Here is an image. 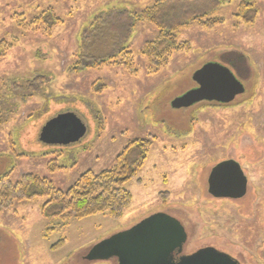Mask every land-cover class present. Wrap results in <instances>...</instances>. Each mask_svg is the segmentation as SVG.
Here are the masks:
<instances>
[{"label":"rangeland","instance_id":"374dc122","mask_svg":"<svg viewBox=\"0 0 264 264\" xmlns=\"http://www.w3.org/2000/svg\"><path fill=\"white\" fill-rule=\"evenodd\" d=\"M154 1L0 0V39L14 43L0 58V177L34 173L66 191L84 171L110 168L130 141L151 142L144 165L124 185L131 203L120 219L102 213L45 218L47 197L16 200L0 211V264H117L113 257H84L98 241L155 212L184 226L183 254L209 246L240 264H264V0H220L204 19L177 31L189 49L172 53L157 72L146 71L140 54L158 33L145 22L124 44L134 53L136 73L118 63L72 69L80 34L94 15L112 7L140 11ZM243 3L255 9L251 23L236 17ZM48 8L62 20L50 31L25 30L14 17L22 14L28 23ZM207 62L231 70L242 94L230 104L172 108L173 98L196 88L192 76ZM70 112L84 120L85 135L71 144L42 141L47 122ZM225 160L240 165L245 196L208 192L211 168Z\"/></svg>","mask_w":264,"mask_h":264},{"label":"trees","instance_id":"16d2710c","mask_svg":"<svg viewBox=\"0 0 264 264\" xmlns=\"http://www.w3.org/2000/svg\"><path fill=\"white\" fill-rule=\"evenodd\" d=\"M219 4L220 0H155L140 11L116 7L101 11L94 15L80 34L79 53L76 54V64L72 69L78 72L118 63L123 65L125 71L136 73L134 53L124 44L135 25L145 22L154 25L158 33L143 43L140 54L148 62L146 71L157 72L169 62L172 53L189 49L188 42L180 40L177 31L193 21L204 19ZM240 8L242 13L236 17L241 16L244 21L251 23L256 14L255 9L246 3L241 4ZM14 17L25 30L39 26L50 31L54 25L62 22L52 8L43 10L28 23L22 14ZM13 44V41L0 39V58L6 55ZM104 52L106 57L102 55ZM24 86L28 87L29 81ZM150 143L147 139L130 141L115 157L110 168L99 172L84 171L66 191L56 189L51 180L34 173H26L15 181H11L8 173H5L0 177V211L16 200L47 197L41 207V215L45 218H85L102 213L120 219L124 209L131 203V194L124 185L144 165ZM52 163L49 162V168L54 166Z\"/></svg>","mask_w":264,"mask_h":264},{"label":"water","instance_id":"95a60500","mask_svg":"<svg viewBox=\"0 0 264 264\" xmlns=\"http://www.w3.org/2000/svg\"><path fill=\"white\" fill-rule=\"evenodd\" d=\"M192 80L196 88L173 98L172 108H185L197 102L229 104L244 91L243 85L228 68L207 62L198 68ZM86 131L85 122L77 113L59 114L49 120L41 131L46 143L71 144ZM247 178L235 160H225L211 168L208 192L218 198L245 196ZM187 239L180 220L170 214L155 212L129 229L98 241L85 255L87 260L117 259V264H240L229 253L205 246L190 254H182Z\"/></svg>","mask_w":264,"mask_h":264},{"label":"flooded vegetation","instance_id":"af4514ba","mask_svg":"<svg viewBox=\"0 0 264 264\" xmlns=\"http://www.w3.org/2000/svg\"><path fill=\"white\" fill-rule=\"evenodd\" d=\"M219 104V103H218ZM210 173V172H209ZM210 175V174H209ZM209 177V176H208ZM207 180H208V178H207ZM182 253V252H181Z\"/></svg>","mask_w":264,"mask_h":264}]
</instances>
